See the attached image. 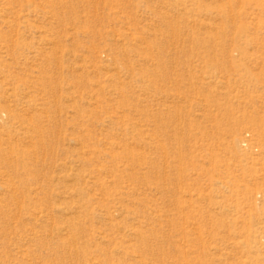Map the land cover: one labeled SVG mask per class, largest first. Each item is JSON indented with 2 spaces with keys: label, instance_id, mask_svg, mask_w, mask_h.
I'll use <instances>...</instances> for the list:
<instances>
[{
  "label": "rangeland",
  "instance_id": "obj_1",
  "mask_svg": "<svg viewBox=\"0 0 264 264\" xmlns=\"http://www.w3.org/2000/svg\"><path fill=\"white\" fill-rule=\"evenodd\" d=\"M0 264H264V0H0Z\"/></svg>",
  "mask_w": 264,
  "mask_h": 264
}]
</instances>
